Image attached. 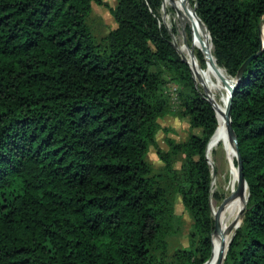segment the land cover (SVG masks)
Segmentation results:
<instances>
[{
    "label": "trees",
    "instance_id": "16d2710c",
    "mask_svg": "<svg viewBox=\"0 0 264 264\" xmlns=\"http://www.w3.org/2000/svg\"><path fill=\"white\" fill-rule=\"evenodd\" d=\"M189 3L232 78L253 57L230 112L248 200L222 264H264V0ZM92 4L104 0H0V264H204L216 236L205 157L216 111L160 25V0H118L101 40ZM164 73L183 85L190 126L172 147L178 182L172 153L157 150L156 175L146 161L168 108ZM176 196L194 244L168 261Z\"/></svg>",
    "mask_w": 264,
    "mask_h": 264
},
{
    "label": "bare ground",
    "instance_id": "6f19581e",
    "mask_svg": "<svg viewBox=\"0 0 264 264\" xmlns=\"http://www.w3.org/2000/svg\"><path fill=\"white\" fill-rule=\"evenodd\" d=\"M159 13L162 26L169 32L174 48L190 65L195 76L200 79L203 91L216 111L219 126L217 133L215 131L208 142L206 153L210 166L215 168L214 147L219 142L227 145V160L230 165L231 179L226 189L231 194L236 191L238 186V166H236L234 139L227 129L225 114L230 92L234 85L233 78L217 64L208 32L195 14V9L190 5L189 0H163ZM188 27L192 28L195 45L199 47L204 56V61L207 64L204 67L199 65L195 51L188 43ZM261 27V37L264 42V24ZM214 180L215 177L212 178L211 185ZM247 200L248 188L245 183L241 193L216 213L219 233L212 241V254L207 264H216L221 256L224 259L229 241L243 217Z\"/></svg>",
    "mask_w": 264,
    "mask_h": 264
},
{
    "label": "rangeland",
    "instance_id": "374dc122",
    "mask_svg": "<svg viewBox=\"0 0 264 264\" xmlns=\"http://www.w3.org/2000/svg\"><path fill=\"white\" fill-rule=\"evenodd\" d=\"M117 1L118 0H104V5L92 4V11L88 22L93 31V34L98 40H101L110 32V30H112L116 26V22L114 21V18L112 16L111 9L116 6ZM162 2L163 0H160V7L162 5ZM158 15L159 23L160 25H162L159 10ZM191 29L192 28L190 27H188L187 29L188 43L190 47L195 51L196 59L199 61V65L201 67H204L207 64L204 62L203 65H201V62L197 56V52H201L199 47L195 45ZM190 70L192 73L193 80L196 83V86L201 92L205 94L200 79L195 76L191 67ZM164 77L165 83L162 87V90L168 99V108L165 113L158 119L159 130L156 136L157 146H150L146 155V161L151 165L154 175L162 173L164 166L163 162L160 160L159 155L157 154V150L160 149V151H162L163 153H172V147L176 144L185 142L190 133V126L188 121L180 117V112L182 111L180 93L184 90L183 85L178 80H176L170 73H164ZM205 96L207 97L206 94ZM228 141L230 142L229 137ZM213 154L214 167L216 168L217 173L214 182L212 183V185H210V187H212L210 202L211 207L213 209L212 214L214 213L213 216H216V213L219 211L218 207L230 195V192L226 188L229 185L231 173L230 165L227 160V145L223 142H219L214 147ZM183 163L184 162L181 152L173 154L171 162L172 172L169 173V179H174L175 182L179 181V175L181 173ZM175 201L176 202L174 203V221L176 231L170 233L167 237L168 261H170L171 256L177 249L190 248L192 244H194V242L190 238V233L194 224L192 216L183 207L180 201V197L176 196ZM240 224L241 221L240 223H238V225Z\"/></svg>",
    "mask_w": 264,
    "mask_h": 264
},
{
    "label": "water",
    "instance_id": "95a60500",
    "mask_svg": "<svg viewBox=\"0 0 264 264\" xmlns=\"http://www.w3.org/2000/svg\"><path fill=\"white\" fill-rule=\"evenodd\" d=\"M196 6V4L194 5V7ZM196 14V13H195ZM198 17V16H197ZM264 22V18L262 17L260 19V22H259V25H258V29H259V32H260V35H261V25L262 23ZM206 28V27H205ZM207 30V28H206ZM208 32V30H207ZM209 35V33H208ZM210 38V36H209ZM262 39V38H261ZM264 47V42L262 40V48ZM192 56H193V53H192ZM181 57V56H180ZM253 57H250L249 59H247L243 64L242 66L240 67L239 69V72H238V75L236 78H233V81H234V85L231 89V92H230V96H229V103H228V107H227V110H226V114H225V120L227 121V129L229 131V133L232 135L233 139H234V146H235V151H236V157H237V166H238V186H237V189L235 192L231 193L229 195V197H227L221 204L220 206L218 207L219 210H221L225 205H227L232 199H234L237 195H239L241 193V191L243 190V187H244V184H245V180L243 178V166H242V161H241V158H240V154H239V150H238V146H237V139H236V135L233 131V128H232V125H231V119H230V112H231V102H232V97H233V93H234V89L235 87L237 86V83H238V80L240 79V77L242 76L244 70H245V67L247 66L248 62L252 59ZM182 61L186 62V60L181 57ZM187 63V62H186ZM194 84H195V87L198 89V87L196 86V83L194 81ZM207 101L210 103V101L207 99ZM211 104V103H210ZM212 108H213V105L211 104ZM214 110V108H213ZM216 116V114H215ZM217 119V117H216ZM215 132V131H214ZM214 134V133H213ZM212 134V135H213ZM208 144V143H207ZM206 149H207V146H206ZM207 161H208V158L207 156H205ZM208 164H209V161H208ZM210 165V164H209ZM216 173H217V170L216 168H211V176L212 178L216 176ZM214 220H215V224H214V234H217L219 233V226H218V222H217V216H214ZM242 221V220H241ZM240 225H237L236 229L239 227ZM235 229V230H236ZM235 233V231H234ZM233 233V235H234ZM233 235L229 241V244L233 238ZM229 246V245H228ZM228 249V248H227ZM211 257V256H210ZM210 261V258L204 263V264H207L208 262ZM223 263V256H221L217 263L216 264H222Z\"/></svg>",
    "mask_w": 264,
    "mask_h": 264
}]
</instances>
